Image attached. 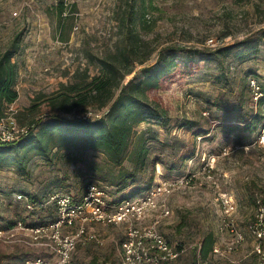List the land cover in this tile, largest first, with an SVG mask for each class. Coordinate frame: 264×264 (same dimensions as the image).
I'll use <instances>...</instances> for the list:
<instances>
[{
  "label": "rangeland",
  "instance_id": "rangeland-1",
  "mask_svg": "<svg viewBox=\"0 0 264 264\" xmlns=\"http://www.w3.org/2000/svg\"><path fill=\"white\" fill-rule=\"evenodd\" d=\"M60 1L0 0V52L17 46L13 61L19 67V97L7 108L16 122L28 125L45 117L49 113L45 100L61 85L94 76L96 58L115 53L131 12L145 51H153L145 66L155 63L162 48L185 49L176 53L177 66L169 79L150 93L166 108V120L138 127L140 133L159 139L148 143L150 159L161 161L155 165L157 175L161 172L164 179L194 175L188 186L165 198L171 213L162 219L159 231L172 245L188 248L174 264H260L248 228L256 219V202L264 199V142H260L264 105H257L249 82L264 83V0H63L66 10L61 20ZM141 68L136 66L135 71ZM254 116L258 117L254 129H231ZM184 120L193 126H182ZM88 160L99 162L100 156L89 154ZM91 179L78 167L39 158L25 173L0 169V230L6 233L0 238V264L53 257L48 248L34 244L29 233L16 230L18 222L26 228L38 222V214L27 213L17 195L32 198L51 191L80 195ZM222 197L232 198V218L244 240L226 257H216L214 245L224 247L233 240L221 224L227 218ZM158 215L149 213L141 226ZM92 229L104 246L78 247L72 264H119L118 245L125 226ZM208 234L214 244L203 260L200 250ZM260 245L264 250V241Z\"/></svg>",
  "mask_w": 264,
  "mask_h": 264
},
{
  "label": "trees",
  "instance_id": "trees-1",
  "mask_svg": "<svg viewBox=\"0 0 264 264\" xmlns=\"http://www.w3.org/2000/svg\"><path fill=\"white\" fill-rule=\"evenodd\" d=\"M65 10L61 0L57 5L60 20ZM125 18L127 25L124 37L114 54L96 58L97 73L78 82L61 85L57 93L45 100L49 110L45 117L28 125L18 124L29 128L28 133L13 143L0 144V169L13 168L25 173L34 158L49 164L62 162L67 167H78L92 179L80 195L70 196L78 201L85 195L88 185L95 184L106 194L110 205L139 198L155 183V165L161 161L155 157L150 159L148 143L159 142V139L140 133L138 127L146 122L166 120V108L158 99H152L150 93L158 90L161 83L169 79V74L177 66L176 53L184 52L185 49L181 46L162 48L157 52L155 63L145 66L153 51H145L146 43L136 32L135 18L131 12ZM17 42L18 39H15L14 43ZM16 49L17 46L13 44L11 49L0 52V118L19 97L16 90L19 67L13 61ZM136 66L142 68L135 71ZM131 74H134L133 77L123 83L125 77ZM258 84L261 96L257 99V105L261 106L264 105V83ZM74 112L77 114L74 118L65 116ZM98 113V118L86 117ZM257 121L258 117L254 116L243 121L241 127L232 125L231 129L246 132L254 129ZM182 126L190 128L193 122L184 120ZM89 154L100 156L99 162L89 161ZM147 173L148 177H145ZM158 177L164 179L161 172ZM54 193L60 192H46L32 198L24 196L36 206L46 202ZM23 208L26 210L25 206ZM26 212L38 214V222L31 228L57 218L54 205ZM213 244L212 234L205 236L200 250L203 260L207 258Z\"/></svg>",
  "mask_w": 264,
  "mask_h": 264
},
{
  "label": "built area",
  "instance_id": "built-area-1",
  "mask_svg": "<svg viewBox=\"0 0 264 264\" xmlns=\"http://www.w3.org/2000/svg\"><path fill=\"white\" fill-rule=\"evenodd\" d=\"M249 87L257 100L261 96L258 81L251 80ZM10 108V106L8 107ZM11 110H5L0 118V144H10L19 137L28 133L29 128L20 127ZM99 114H90L86 117ZM264 142V136L260 138ZM156 176L155 183L141 197L110 205L106 194L95 184L86 188L85 195L78 201L68 194L54 193L46 202L34 206L24 195H15V199L24 204L26 210L45 209L54 205L57 209L55 221L35 228H26L21 222L17 223L18 231L29 233L34 244L48 248L53 256L49 260L37 258L27 260L23 264H72L73 253L79 246L93 244L103 247L104 241L97 235L92 227L97 226H125V235L119 243V264H171L176 262L188 252V248L181 245H171L159 231L162 219L170 216V210L165 198L175 190L188 186L194 175L187 174L176 179H161ZM257 203L255 222L248 228L249 234L255 239L253 253L264 264V250L260 243L264 241V199ZM222 204L226 219L221 224L232 236L231 243L224 247L214 245L213 255L226 257L235 251L243 242V235L237 230L232 215L235 206L231 197H222ZM159 213L157 219L151 224L141 226L142 221L149 213ZM14 233L11 232L12 236ZM6 233L0 230V238ZM199 264H209L200 261Z\"/></svg>",
  "mask_w": 264,
  "mask_h": 264
},
{
  "label": "crops",
  "instance_id": "crops-1",
  "mask_svg": "<svg viewBox=\"0 0 264 264\" xmlns=\"http://www.w3.org/2000/svg\"><path fill=\"white\" fill-rule=\"evenodd\" d=\"M19 79H20V78L18 77L17 83H18Z\"/></svg>",
  "mask_w": 264,
  "mask_h": 264
}]
</instances>
